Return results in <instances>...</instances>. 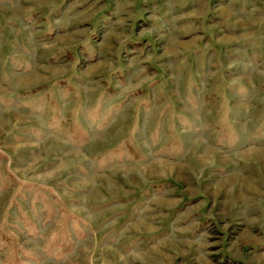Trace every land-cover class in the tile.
Listing matches in <instances>:
<instances>
[{"label":"rangeland","instance_id":"374dc122","mask_svg":"<svg viewBox=\"0 0 264 264\" xmlns=\"http://www.w3.org/2000/svg\"><path fill=\"white\" fill-rule=\"evenodd\" d=\"M0 264H264V0H0Z\"/></svg>","mask_w":264,"mask_h":264},{"label":"bare ground","instance_id":"6f19581e","mask_svg":"<svg viewBox=\"0 0 264 264\" xmlns=\"http://www.w3.org/2000/svg\"><path fill=\"white\" fill-rule=\"evenodd\" d=\"M210 156V155H209Z\"/></svg>","mask_w":264,"mask_h":264},{"label":"crops","instance_id":"0c3cea01","mask_svg":"<svg viewBox=\"0 0 264 264\" xmlns=\"http://www.w3.org/2000/svg\"><path fill=\"white\" fill-rule=\"evenodd\" d=\"M257 142V141H256Z\"/></svg>","mask_w":264,"mask_h":264}]
</instances>
